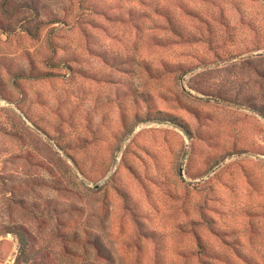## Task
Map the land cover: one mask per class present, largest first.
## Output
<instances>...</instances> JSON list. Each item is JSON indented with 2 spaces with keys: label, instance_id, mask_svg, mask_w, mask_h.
Returning <instances> with one entry per match:
<instances>
[{
  "label": "rangeland",
  "instance_id": "1",
  "mask_svg": "<svg viewBox=\"0 0 264 264\" xmlns=\"http://www.w3.org/2000/svg\"><path fill=\"white\" fill-rule=\"evenodd\" d=\"M0 264H264V0H0Z\"/></svg>",
  "mask_w": 264,
  "mask_h": 264
}]
</instances>
